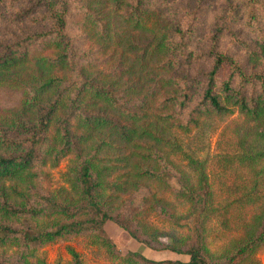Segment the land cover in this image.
Listing matches in <instances>:
<instances>
[{
	"label": "trees",
	"instance_id": "obj_1",
	"mask_svg": "<svg viewBox=\"0 0 264 264\" xmlns=\"http://www.w3.org/2000/svg\"><path fill=\"white\" fill-rule=\"evenodd\" d=\"M19 1L0 0V25L7 18L20 24L30 19L40 28L21 36L12 30L11 38L0 39V73L18 72L21 91L18 111H0V264H49L38 255L43 245L81 234L116 253L104 229L108 219L150 247L189 255L156 261L139 252L115 254L128 264H258L254 256L264 245V64H251L264 58V0H246L248 35L247 29L217 22L202 46L195 42L205 25L200 1L194 6L190 0H162L180 5L172 36L149 29L148 47L135 64L121 68L131 74L134 65L145 72L152 65L144 74L153 81L146 90L98 68V56L77 46L84 37L73 36L69 25L82 10L92 36L120 46L134 42L132 33L157 24L144 8L147 0H106L111 10L104 12L105 7L92 9L93 0H30L16 7ZM227 35L233 36L231 46L223 45ZM191 58L194 64L185 70L190 74H176ZM236 110L245 119L235 128L236 160L254 175L248 195L255 209L242 234L215 253L207 234L219 207L208 162L185 152L176 132ZM180 152L186 164L176 157ZM65 158L69 195L41 188L46 167ZM125 193L132 199L117 209ZM151 213L173 232L155 225ZM162 236L171 241L161 242ZM7 248L14 252L7 254ZM67 251V264H85L72 246Z\"/></svg>",
	"mask_w": 264,
	"mask_h": 264
},
{
	"label": "rangeland",
	"instance_id": "obj_2",
	"mask_svg": "<svg viewBox=\"0 0 264 264\" xmlns=\"http://www.w3.org/2000/svg\"><path fill=\"white\" fill-rule=\"evenodd\" d=\"M93 1L95 3L92 9H102L105 7L102 12L111 10V6L106 0ZM190 1L194 6H196L195 2L197 3L199 1V3L203 5V20L205 21V25L195 40L197 44L202 46L205 43L206 38L204 40L203 38L207 34V30L217 22L220 24H229L232 30L238 29V26L239 28L242 27L248 31L245 35L249 34V29L246 27V0ZM29 4L30 0H20L16 7H26L29 6ZM143 5H145V9L152 12L157 21V24L155 23L156 27L152 26L147 29H157L159 32L166 33V36H168L167 39L171 37L180 22V5H167L162 0H147ZM72 22L73 23L69 25L71 34L73 36L81 35V37H84V41L77 43V46L82 50H87L98 56V68L112 70L123 84L127 82L128 84H132V82L135 81L137 84H140L144 90L150 87V83H153V81H149V78L146 79L147 75L144 76V74L154 70L152 65H149L146 72L137 69L136 65H134L135 72L131 74L128 72L129 69H126V72L123 73L121 68H125V66L128 67V65L137 62L135 57L141 54L145 47H148L147 41L152 35L151 30H142L132 33L135 35L133 37L134 42L126 44V41H124L120 46L115 43L112 44V42L99 40L95 35L96 33L92 36L93 30L87 27L86 23L88 19H86L85 13L82 10L79 11ZM39 28L40 26L32 23L30 19L20 24L7 18L0 25V39L11 38L12 30L17 32V35L21 36L23 32L39 30ZM231 37L233 38L231 35L226 36L223 43L224 46L228 44L231 46ZM162 54H160L158 58H160ZM263 59L255 61V63L251 64V68L255 69L261 67L264 64ZM192 63L194 64L192 58L184 60L175 73L179 76H186L187 73L190 74V71L187 72L185 70L190 69L193 66ZM256 63L257 65H255ZM25 68L26 71L31 69L30 67ZM17 71H20L19 73L22 75L23 73L26 74L23 70ZM17 73L14 70L0 73V111L4 109H14L18 111L17 105L21 91L19 90L18 83H16L17 77H19ZM244 120V116L238 110H236L233 115L226 117L212 114L205 116L201 120L200 125L192 127L189 132H176V136L185 152L197 155L201 159H207L208 162L209 176L216 192L217 204L219 207V214L212 220L207 234L208 245L215 253H220L225 246L229 244L232 238L242 234L241 226L243 222L252 215L255 209L253 204L255 199L248 195L254 183V175L248 166L242 165L236 160L240 148L237 138H235V128L242 126ZM176 157L180 162L186 164L187 161H185L182 152L177 154ZM68 165L69 159L65 158L57 167L47 166L44 171L46 172L45 178L40 180L39 186L41 188H49L59 195H69L67 191H70L71 188L67 182L66 171ZM9 183L10 182H7L6 184ZM170 183L174 187L179 185L175 176L170 177ZM259 190L262 192L261 188H259ZM131 199L129 194H122L116 202V208L118 209L120 205L124 206V203ZM185 209H187V205H183L180 208L181 211ZM148 217L155 225L173 232L171 224L156 213H151ZM104 229L116 245V253L122 256L131 251L139 252L146 258L156 261L189 259V255L185 253H177L170 249L153 248L146 245L144 242L133 237L127 229L114 220L108 219L105 221ZM179 231H182V229L174 232ZM92 238V236L83 234L68 236L62 240L43 245L39 249L38 255L44 257L49 264H67L71 261V255L67 251V247L72 246L81 254L85 264H128L116 257V253H110L106 251L102 245L94 243ZM160 241L169 242L171 239L170 237L162 236ZM3 249V247H0V252L3 251ZM12 252H14L13 248H7V254ZM254 258L256 262H259L258 264H264V245L259 248Z\"/></svg>",
	"mask_w": 264,
	"mask_h": 264
}]
</instances>
